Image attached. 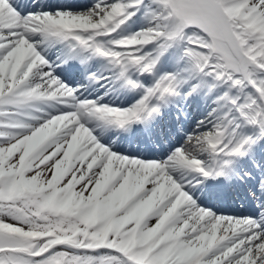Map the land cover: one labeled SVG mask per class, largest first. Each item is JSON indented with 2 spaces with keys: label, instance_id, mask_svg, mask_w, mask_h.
<instances>
[{
  "label": "snow or ice",
  "instance_id": "obj_1",
  "mask_svg": "<svg viewBox=\"0 0 264 264\" xmlns=\"http://www.w3.org/2000/svg\"><path fill=\"white\" fill-rule=\"evenodd\" d=\"M0 264H264V0H0Z\"/></svg>",
  "mask_w": 264,
  "mask_h": 264
}]
</instances>
